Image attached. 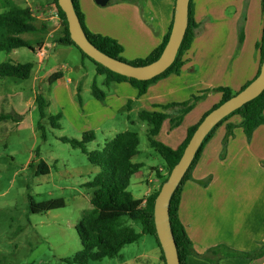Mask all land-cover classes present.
Wrapping results in <instances>:
<instances>
[{
	"label": "crops",
	"instance_id": "crops-1",
	"mask_svg": "<svg viewBox=\"0 0 264 264\" xmlns=\"http://www.w3.org/2000/svg\"><path fill=\"white\" fill-rule=\"evenodd\" d=\"M14 2L30 8L36 26L45 27L46 34L37 35L54 38L62 28L49 19V8L56 6L54 0ZM78 2L87 28L92 33L118 41L124 50L123 57L130 62L149 57L162 45L174 23L176 0H110L106 6L98 5L95 0ZM193 6L195 21L201 29L185 54L181 73L152 84L141 97L128 82L112 84L113 92L107 95L105 102L95 99L101 105L92 103L93 106H89L85 124L95 127L112 117L117 120L124 110L130 120V113L135 110L139 117L143 111H159L158 105L182 103L208 91L179 127V130L185 128V134L169 139L175 146H170L160 136L162 130L172 134L178 130H170L168 121L163 124L158 140L177 149L187 138L189 129L222 101L223 94L215 89L229 88L237 94L255 80L260 71L264 38L263 0H193ZM58 45L50 39L36 44V50L49 48V55L43 61L36 50L33 51L39 58L34 72L39 83L49 82L54 74L60 75L55 83L64 78L62 72L50 74L46 68L52 51ZM97 77L96 70L91 92ZM83 78L82 75L75 80L77 95ZM68 82L73 83L74 80L70 77ZM59 90L70 93L67 86ZM131 101L129 109L126 106ZM229 122L236 125L233 136L226 142V125L216 131L206 144L192 178L183 188L179 215L196 252L189 257L188 264H264V125L248 139L238 126L241 122L238 117ZM167 135L170 136L169 133ZM217 247L261 256H219L215 262L204 257ZM157 253L163 263L160 249Z\"/></svg>",
	"mask_w": 264,
	"mask_h": 264
},
{
	"label": "rangeland",
	"instance_id": "rangeland-1",
	"mask_svg": "<svg viewBox=\"0 0 264 264\" xmlns=\"http://www.w3.org/2000/svg\"><path fill=\"white\" fill-rule=\"evenodd\" d=\"M61 30L54 38H45L43 33L23 37L36 48V44L49 39L56 42ZM9 61L34 63L35 69L29 80L0 77V115L11 116L10 120L0 122V264H66L62 259L72 258L82 250L78 228L84 212L92 208L93 198V190L88 186L103 168L92 165L86 154L63 143L61 138L81 140L85 132L93 131L96 140L87 144L91 152L102 150L120 133L137 132L141 143L133 162L144 164V167L131 179L129 191L136 199H147L157 191L163 182L161 177H165L168 170L164 160L150 147L148 126L138 117L137 110L130 113L132 122L124 110L117 120L112 117L95 127L85 124L89 106L99 103L91 92L96 66L91 60L83 59L76 48L58 45L52 51L47 71L64 75L54 84L39 83L38 75L34 74L39 61L36 52L22 48L0 53V64ZM82 75L80 99L75 80ZM70 77L73 83L68 82ZM97 82L107 95L113 92L111 86L105 85L104 76H98ZM65 86L70 93L59 90ZM39 94L49 103L45 119H41L38 110L36 98ZM59 114L60 128L54 129L50 118ZM40 123L45 128V139L39 129ZM176 130V134L162 130L160 138L175 146L169 139L185 134V128ZM41 161L49 166L48 175H37ZM30 196L37 202L62 198L66 206L33 214L29 210ZM131 224L141 232L139 225ZM158 249L156 239L144 235L138 242L125 246L119 258L89 264H163Z\"/></svg>",
	"mask_w": 264,
	"mask_h": 264
},
{
	"label": "trees",
	"instance_id": "trees-1",
	"mask_svg": "<svg viewBox=\"0 0 264 264\" xmlns=\"http://www.w3.org/2000/svg\"><path fill=\"white\" fill-rule=\"evenodd\" d=\"M54 2L59 10V15L62 21V34L56 41L57 44L62 46H74L79 50L83 58L91 60L96 66L97 75L105 77V85L107 87H110L115 83L128 82L138 90L139 97L146 94L152 84H155L161 79L172 74L179 75L181 73L182 68L185 65V54L191 49L192 44L201 29L200 25L195 21L193 0H191L188 28L175 62L160 76L150 81H138L110 71L83 53L71 39L67 17L59 7L58 0H54ZM73 2L88 39L100 51L114 59L130 63L134 66L148 65L160 58L170 39L172 28L162 45L154 50L149 57L131 62L127 61L123 57V47L118 41L111 37L92 33L87 28L85 17L81 11L78 0H73ZM35 21L36 19L30 8L21 7L16 4L14 0H0V53H11L22 48L35 51L36 49L33 45L23 38V35L25 34L36 35L45 32V27H37ZM242 41L243 31L241 30L240 43H242ZM263 58L264 38L261 47L260 71ZM33 70L34 63L15 64L11 61L4 62L0 64V77L29 80L32 76ZM260 71L257 77L259 76ZM59 78V74L52 75L49 80L50 84H54ZM248 85H250V83L242 90H244ZM215 91L221 92L223 94V99L213 109H216L236 95L231 89L224 87L217 88ZM207 93L208 91H204L200 95H194L191 99L182 103L158 105L156 108H159V111H143L139 114V118L148 126V140L150 147L164 160L165 167L168 170L167 175L165 177H161L163 182L160 188L157 191H154L147 199H136L129 191L131 179L144 167V164L133 162V159L139 154V146L141 143L137 132L126 131L120 133L113 140L107 142L102 150L91 152L87 150V144L96 140V135L93 131L85 132L81 140L69 138L60 139L63 143L71 145L74 149H80L87 155L88 160L92 165L103 168V171L98 174L94 181L88 186L93 190V198L91 200L92 208L84 212L78 228V233L82 242V250L72 258L62 259V262L66 264H89L90 262H101L104 259L119 258L120 253L125 246L138 242L144 235H149L156 239L161 251V259L163 263L166 264L164 252L157 237L155 228V201L172 169L180 161L193 134L203 119L210 112L206 114L197 125L189 129L187 138L177 149H173L158 140V136L161 132L163 124L166 121L170 124V130L180 127L184 118L194 110L197 103L202 100ZM92 94L99 102H105L107 98V94L98 87L96 81L92 86ZM78 96L81 99L80 94ZM36 100L41 119H45L47 115L46 109H48L49 103L40 94L37 96ZM131 104L132 101L128 104L129 109ZM235 117H238L241 120L238 126L243 130L246 137L251 139L254 132L260 126L264 125V92L258 98L247 103L245 106L226 117L213 129L204 141L191 167L172 198L170 206V220L181 264H188L189 257L196 255L193 242L190 239L179 215L183 188L187 181L192 178V173L199 162L206 144L213 138L216 131L223 125H226V142L231 136H233V130L236 125L234 123H230L229 121ZM10 119L11 116L0 115V122ZM60 119V114L50 118L54 129L60 128L58 124ZM39 129L43 132L42 138L45 139L46 132L41 123L39 124ZM49 173V166L44 161H41L38 166L37 175L44 176ZM29 200V210L33 214L47 213L53 210L62 209L66 206L65 200L62 198L37 202L30 196ZM131 223L139 225L141 227V232L138 233ZM219 256L256 258L261 255L245 254L233 251L227 247H217L209 251V256L204 257L211 262H215L214 259Z\"/></svg>",
	"mask_w": 264,
	"mask_h": 264
},
{
	"label": "water",
	"instance_id": "water-1",
	"mask_svg": "<svg viewBox=\"0 0 264 264\" xmlns=\"http://www.w3.org/2000/svg\"><path fill=\"white\" fill-rule=\"evenodd\" d=\"M106 6L110 0H95ZM191 0H176L174 23L170 39L158 60L144 66H134L110 57L100 51L88 39L75 10L73 0H58L65 13L72 41L90 59L110 71L138 81H150L166 72L175 62L189 24ZM264 92V58L259 76L244 90L213 109L200 123L184 153L163 184L154 205V221L157 237L164 252L166 264H181L170 220L172 198L191 167L197 153L213 129L226 117L258 98Z\"/></svg>",
	"mask_w": 264,
	"mask_h": 264
},
{
	"label": "built area",
	"instance_id": "built-area-1",
	"mask_svg": "<svg viewBox=\"0 0 264 264\" xmlns=\"http://www.w3.org/2000/svg\"><path fill=\"white\" fill-rule=\"evenodd\" d=\"M50 17L49 19L52 20L54 23H56L58 26H62V21L59 15V10L56 6H51L49 8ZM38 56L41 58V60H45L49 55V48L41 47L36 50Z\"/></svg>",
	"mask_w": 264,
	"mask_h": 264
}]
</instances>
